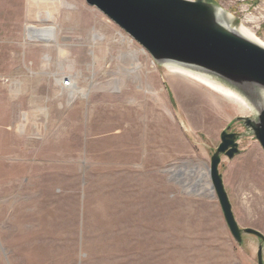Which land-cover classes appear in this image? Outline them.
<instances>
[{
  "label": "rangeland",
  "instance_id": "rangeland-1",
  "mask_svg": "<svg viewBox=\"0 0 264 264\" xmlns=\"http://www.w3.org/2000/svg\"><path fill=\"white\" fill-rule=\"evenodd\" d=\"M57 1L0 0V264H257L258 246L264 264V244L233 239L199 175L221 133L236 134L219 174L239 228L264 236V152L236 121L256 109L156 64L84 0ZM206 1L264 47V0Z\"/></svg>",
  "mask_w": 264,
  "mask_h": 264
},
{
  "label": "water",
  "instance_id": "water-1",
  "mask_svg": "<svg viewBox=\"0 0 264 264\" xmlns=\"http://www.w3.org/2000/svg\"><path fill=\"white\" fill-rule=\"evenodd\" d=\"M132 40L158 65L168 64L213 77L240 94L257 111L255 118L236 119L264 152V47L224 22L223 10L206 0H84ZM237 135L222 132L208 169L226 226L237 243L244 235L264 236L240 229L218 167L221 156L238 155ZM258 246L257 264H263Z\"/></svg>",
  "mask_w": 264,
  "mask_h": 264
},
{
  "label": "bare ground",
  "instance_id": "bare-ground-1",
  "mask_svg": "<svg viewBox=\"0 0 264 264\" xmlns=\"http://www.w3.org/2000/svg\"><path fill=\"white\" fill-rule=\"evenodd\" d=\"M48 1H57V0H48ZM44 2V1H43ZM58 2V1H57ZM53 30H47V29H36L33 27H28L26 28V38L30 41L32 40H38V41H49L51 40L50 37L52 36ZM249 34V33H248ZM55 40V39H54ZM255 42V41H254ZM75 90V89H74ZM82 97H86V94L80 93ZM199 175L204 178L208 179V169L202 171L201 173L199 172ZM205 190H208L212 193L213 189L210 187V184L207 183V187L204 188Z\"/></svg>",
  "mask_w": 264,
  "mask_h": 264
},
{
  "label": "built area",
  "instance_id": "built-area-1",
  "mask_svg": "<svg viewBox=\"0 0 264 264\" xmlns=\"http://www.w3.org/2000/svg\"><path fill=\"white\" fill-rule=\"evenodd\" d=\"M60 88L66 92H72L75 88H78L77 80L67 77L64 81L60 82Z\"/></svg>",
  "mask_w": 264,
  "mask_h": 264
}]
</instances>
